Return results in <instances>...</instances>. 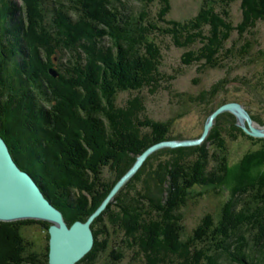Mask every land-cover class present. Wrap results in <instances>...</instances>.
<instances>
[{
  "label": "trees",
  "instance_id": "obj_1",
  "mask_svg": "<svg viewBox=\"0 0 264 264\" xmlns=\"http://www.w3.org/2000/svg\"><path fill=\"white\" fill-rule=\"evenodd\" d=\"M2 1L5 4H1L4 11L0 13V76L6 60L13 57V64L7 67L9 73L5 72L13 80L9 85L7 78L5 81L0 78V134L19 166L41 185L45 195L61 209L69 225L90 216L133 165L139 153L154 143L172 139L166 125L153 120L140 122V125L150 126V134L142 137L137 129L131 130L126 125V119L133 113L129 107L135 104L121 109L116 102L119 92L140 90L146 85H156L160 80L162 72L158 66L161 52L154 40L149 38L151 31L171 34L177 46L189 47L183 56L185 64L202 61L207 67H222L226 58H249L252 61L253 42L247 33H252L257 21L264 19V0H242L243 20L238 25H233L228 9H216L214 0H204L197 16L188 21L169 20L166 18L169 0H162L163 5L158 12L161 26L146 23L143 16H131L128 12L126 15L117 8L116 0H75L77 5L73 12L64 2L30 0L27 5V38L31 49L27 53L18 47V43L26 40L20 25V31L14 32V43L6 49L4 47V38L11 34L7 21L16 5L12 8L11 0ZM234 31L240 37L232 42ZM91 37L110 39V49H102L101 54L94 53L87 45ZM241 40L243 42L239 44ZM197 42L202 45L196 47ZM257 54L264 59V50ZM53 60H58L59 75L56 78L49 72L54 65ZM14 79L18 81V86L13 84ZM263 79L256 77L254 85L252 79L245 75L240 81L262 99L264 92L256 86H264ZM219 86H215V91ZM215 91L209 96L213 97ZM16 94L25 96L24 101H18ZM229 101L226 99L210 108L207 115ZM18 108L22 109L20 114ZM251 115L260 122L255 115ZM228 116L236 121L232 114L224 113L217 118L213 132L220 128V120ZM233 126L241 130L235 122ZM259 140L263 142L260 149L246 153L237 166L241 178L246 180L240 179L235 190L246 182L264 192V171H258V175L250 172L257 163L264 161V139ZM203 146L167 150L178 153L199 151ZM197 158L186 160L177 157L165 163L161 173H157L161 185L166 183L165 188H159L157 199L149 198L148 204L143 201L147 198L145 194L136 191L130 195L122 189L114 202H110L93 222L94 246L76 264H94L106 248L109 233L104 218L110 210L113 213L111 217H116L114 225L125 228L122 243L128 246L142 236L144 243L151 248L186 252L188 264H220L216 256L223 252L231 264H260L256 259L262 242L251 230L263 225L258 226L259 221H250L248 214L241 221L249 228L251 239L247 240L244 233L239 232V236H234V244H230L235 233L227 227V222L222 219L217 223L207 215L194 230L193 240L196 243L193 251H189V244L182 235L184 228L178 209L188 199L187 191L191 187L206 182L205 160L200 155ZM104 166H110L112 171L109 181L101 176ZM136 177L125 187L131 186ZM75 187L84 189L87 195L76 197ZM165 189L168 195L164 200L161 195ZM261 203H264V196L254 199L256 206ZM114 206L121 215L115 214ZM153 209L156 217L149 215ZM35 222L47 225L42 220ZM18 224L17 221L0 222V251L5 250L0 254V264H49L47 255L43 259L40 253L29 251L27 246L23 248ZM4 225L7 226L2 229ZM200 242L203 247L197 246ZM123 249L114 251L118 250L122 258Z\"/></svg>",
  "mask_w": 264,
  "mask_h": 264
},
{
  "label": "rangeland",
  "instance_id": "obj_2",
  "mask_svg": "<svg viewBox=\"0 0 264 264\" xmlns=\"http://www.w3.org/2000/svg\"><path fill=\"white\" fill-rule=\"evenodd\" d=\"M11 1L12 8L15 5L16 8L14 7V10L11 9V14L8 18L9 21H7V28L11 30V34L8 36L6 35V39L4 38V47L6 49L9 44L14 43V32L17 30L20 31V25L24 31L26 40L22 43L20 42V44L18 43V47L21 51H27V53H30L31 48L29 46L30 44H28L30 41L29 37L27 38V36H29L27 5L30 0ZM55 1L60 4L61 2H64L71 12H73L74 6L77 5L75 0ZM241 1L242 0H214L213 4L217 10H221L223 7L228 9L233 25H238L243 20ZM4 2L5 1L1 2L0 0V13L1 10L4 11L1 7V4ZM169 4V11L166 13V18L169 20L185 22L197 16L200 8L204 4V0H169ZM115 5L126 15L128 12V15L131 16H143L146 23L152 22L160 25L158 12L163 5L162 0H118V2L116 0ZM252 30V33H247L248 38L253 42V49L251 51V58H253L252 61L249 58L244 60H241L238 57L235 59L226 58L223 61L225 65L222 67H207L202 64V61H194L185 64L183 56L190 48L177 46L173 42L171 34H164L152 30L149 38L154 40L160 48L161 63L158 67L162 73L159 75L160 80L156 85H146L140 90H125L117 94L116 102L121 109H125L128 106L135 104L134 107H129L133 113L126 119V125H128L131 130L137 129L139 134L143 137L145 134L151 133V128L143 123L140 125V122L153 120L165 124L172 139L184 140L198 138L203 132L204 124L208 116L213 112L212 111L207 115L209 109L221 104L224 100L229 99V102L235 101L243 104L250 115L253 114L259 119L260 122L255 121L252 117L256 124L264 127V97H262V99L260 96L257 97L256 93L250 91L251 88L243 85L242 81H240L241 76L246 75L248 78L250 77L253 84L256 85V81L254 82L256 77H258V79H261V77L264 78V59H261V56H258L257 54L260 50H264V19L258 20L255 28ZM205 32H208L207 27ZM239 37L237 31L232 32V42H234L233 40H239ZM241 42H243V40L238 41L239 44ZM87 45L92 48L91 50L94 51V53L101 54L102 49L103 51L105 49H110L111 41L110 39L108 40V38L91 37L90 41L88 39ZM200 45L202 44L197 42L196 47ZM230 45L231 42L228 43V46ZM56 53L58 54L57 50ZM11 63L13 64V57H9V59L6 60L4 68H2L4 73L2 72L0 76L4 81L7 78L9 85H12L11 81L13 79H11L12 76L8 78L6 73H9L7 67H11ZM53 63L54 65L51 68L57 71L58 60H53ZM57 73L58 76L59 72L57 71ZM51 76L55 78L57 77L52 74ZM17 82L18 81L14 79L13 84H17L18 86ZM217 84H220V86L219 89L215 91V86ZM256 87L260 90L262 89L264 92V86ZM213 91H215L216 94L213 97L209 96V93ZM16 96L20 102L25 98V96H18L17 94ZM21 111L22 109L18 108V114H20ZM225 113L232 114L231 112ZM223 114L224 113L221 115ZM232 115L235 117L236 121L228 116V118L226 117L220 120L218 124L220 128L213 132L219 115L205 140H203L201 144L188 146L196 147L204 145L202 150H185L178 153L167 150L175 148L166 147L151 153L139 170L123 185L119 192L124 189L125 192L132 195L135 194L136 191H139L146 195L147 198H144L143 201L148 204V200H150L149 198L155 200L159 193V188H165L166 183L161 185L157 178V173H161V167L164 166L165 163H169L177 157L186 160H196L200 155L205 160L207 170L205 178L206 182L191 187L187 191L188 199L185 204L178 209V212L182 216L180 223L184 228L182 235L189 244V251H193L196 243L193 240L194 230L199 224H201L203 218L207 215L213 217L217 223L222 219L227 222V227L233 231L232 233H235L230 240V244H234L233 241L235 237L240 235L239 232L241 234L244 233L246 238H248L247 240L251 239L252 235L248 232L249 228L244 226V223L241 221L244 219V216L248 214L247 218H250V221H259L258 226L263 225L259 228L256 226L251 232H255L257 240H261L262 242L258 248L259 251H257L258 255L256 260H259L260 264H264V260H261L264 258V203H261L258 206L253 204L254 199L264 196V192L261 189L250 187V184H247L246 182H244L245 184H240L241 188L238 187L237 190H235L239 185L238 181L240 179L246 180L244 177L241 178L242 175H240L237 166L246 153L260 149L263 142L259 139H264V137H255L248 134L237 123L236 116L234 114ZM234 122L241 130L236 129L233 126ZM248 136L253 138H249ZM258 171L263 173L264 161L259 164L257 163V165L250 170L252 175H258V173H260ZM101 176L105 181L111 180L112 171L110 166L103 167ZM135 176L137 177L133 180L131 186H127L126 188L125 186ZM75 189L76 197H79L82 194L85 196L87 195L84 193V189H82L83 191L76 187ZM167 195L168 193L165 189L161 196L165 200ZM116 196L111 202H114ZM88 197L90 198L89 195ZM87 201L89 202V200ZM113 208L115 214L119 213L121 215L117 207V209L115 206ZM110 211H108V215L104 218L109 233L108 243L94 264H188L189 256L186 252H172L168 250L166 251L164 248H151L144 243V238L142 236L140 239L137 238L136 243L132 244V246H128L127 243H122L125 238L126 230L125 228H122V226L120 227V225H114L115 220L113 219L116 217H111L113 213L112 210ZM152 211L153 213H150L149 215L156 217L157 214L154 213V209ZM97 218H95V220ZM35 221L41 220H17V222H19V234L22 237L23 248L27 246V248L29 247V251L40 253V255L43 256V259H45V255L49 256L48 229L50 223L42 220L47 224L44 225L41 222ZM0 222L7 223L6 221ZM248 225H250V223H248ZM6 226L7 225H4L1 228L4 229ZM237 233L239 235H237ZM252 242L254 243V240H252ZM203 245L204 244L201 242L197 243L198 247H203ZM121 247L124 248L122 250V258L118 255L120 254L118 253V250L114 251L115 249L121 250ZM3 253H5L4 249L0 251V254ZM216 257L220 264L232 263L224 252Z\"/></svg>",
  "mask_w": 264,
  "mask_h": 264
},
{
  "label": "water",
  "instance_id": "obj_3",
  "mask_svg": "<svg viewBox=\"0 0 264 264\" xmlns=\"http://www.w3.org/2000/svg\"><path fill=\"white\" fill-rule=\"evenodd\" d=\"M49 72L57 76L50 68ZM231 112L237 123L248 134L264 137V127L259 126L240 102H227L217 107L207 118L203 132L198 138L163 140L157 142L136 157L129 170L123 174L87 220H76L68 224L63 212L45 195L41 185L15 160L11 149L0 134V221L24 219L45 220L50 223L49 264H76L93 247L95 240L92 223L110 204L123 185L139 170L151 153L161 148L188 147L201 144L207 137L216 118Z\"/></svg>",
  "mask_w": 264,
  "mask_h": 264
},
{
  "label": "bare ground",
  "instance_id": "obj_4",
  "mask_svg": "<svg viewBox=\"0 0 264 264\" xmlns=\"http://www.w3.org/2000/svg\"><path fill=\"white\" fill-rule=\"evenodd\" d=\"M118 68H119V67H118ZM111 70H112V69H111ZM105 210H106V209H105ZM105 210H104V211H105ZM94 242H95V240H94ZM93 246H94V243H93ZM92 248H93V247H92ZM90 251H91V250H90ZM90 251H89V252H90ZM89 252H88V253H89ZM88 253H87V254H88Z\"/></svg>",
  "mask_w": 264,
  "mask_h": 264
}]
</instances>
